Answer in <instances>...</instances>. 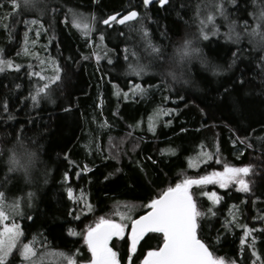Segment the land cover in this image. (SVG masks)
Instances as JSON below:
<instances>
[{"label":"trees","instance_id":"1","mask_svg":"<svg viewBox=\"0 0 264 264\" xmlns=\"http://www.w3.org/2000/svg\"><path fill=\"white\" fill-rule=\"evenodd\" d=\"M208 1L222 3L223 14ZM17 2L14 11L8 0H0V55L21 66L0 72V193L6 199L33 194L32 207L10 218L23 232L18 245L35 238L40 264H67L56 251L83 264L91 259L83 233L99 217L128 222L120 214L134 219L144 214L153 197L183 178L219 172L225 165H250L243 175L248 192L236 184L221 188L214 183L190 191L204 213L199 236L215 256L264 264V46L250 34L258 25L264 31V21L257 19L264 0H169L147 7L143 0H36L35 7ZM133 9L139 13L135 21L102 23L112 13ZM209 13L214 21L205 25L208 38L203 39L200 20ZM73 14L95 17L87 36L73 27ZM33 19L39 23L25 24ZM141 25L160 48L159 57L145 49ZM90 37L99 42L94 50L87 47ZM186 39L198 51L181 59L177 49ZM26 44L31 45L27 55ZM133 53L149 72L123 78ZM48 64L53 68L44 69ZM56 65L61 78L50 85L51 98L34 105L30 94L47 81L29 72L51 77ZM136 83L146 95L129 92ZM99 88L114 127L100 134L99 150L89 154L84 143ZM158 108L165 114L150 130L149 116ZM21 141L34 154L32 163L41 166V176L31 169L30 176L9 171V157L13 150L22 151ZM190 159L197 167L189 166ZM204 192H215L219 201L213 203ZM244 225L256 231L242 246ZM69 229L78 234L70 235ZM253 236L254 249L248 247ZM162 242V234L146 233L131 264H141ZM109 245L121 264L129 263L126 235ZM5 264H22L19 246Z\"/></svg>","mask_w":264,"mask_h":264},{"label":"snow or ice","instance_id":"2","mask_svg":"<svg viewBox=\"0 0 264 264\" xmlns=\"http://www.w3.org/2000/svg\"><path fill=\"white\" fill-rule=\"evenodd\" d=\"M11 4L13 10L15 11L20 5L17 0H8ZM153 0H143L145 7L150 5ZM169 2V0H159V5L164 6ZM235 2V0H232ZM255 3L256 0H253ZM23 4L26 7H35L34 0H23ZM215 10L223 14V4L216 3L214 5ZM199 14V6L197 9ZM119 14L110 15L107 19L103 20L105 25L110 22L115 21L119 24H125L128 21H135L139 17V13L135 10L128 11L127 14L119 16ZM252 15H256L253 13ZM257 19L264 21V2L259 11ZM95 20L94 16L90 18H85L82 15L73 14L72 25L82 32L83 35L87 36L92 30V21ZM214 21V16L209 13L206 19L200 20V36L203 39H207L208 35L204 31V27L208 23ZM32 23L38 24L39 21L33 19L32 21H25V24ZM42 27V25H41ZM260 26L253 27L251 29V35L258 37V42L261 46H264V31H260ZM142 38L145 42V49L150 50L152 54L159 57L160 48L153 44L149 37L147 29L141 25ZM247 30V29H246ZM39 34V33H37ZM27 37V33H25ZM103 39V37H101ZM34 43V42H33ZM191 40H184L183 44L177 49V53L181 59L189 55L190 52L198 51V49L191 48ZM127 51V50H126ZM25 55L28 54V49L25 47L23 49ZM19 54V53H18ZM97 60L100 57L93 53ZM135 56L136 53H133ZM88 59V57H83ZM127 60V57H125ZM111 62V61H110ZM15 68L20 69L19 64H13L12 60H5L0 56V72L5 71V69ZM55 73L53 76H42L40 72H29V75H35L41 78V80L47 81L41 86L35 89L34 93L30 94V98L33 104L39 102V100L49 95L50 85L54 84L56 81L60 80V68L59 65L55 66ZM128 71L137 76H142L146 71V66L136 63L135 65L129 63ZM173 79L176 78L175 73H169ZM19 87V86H18ZM133 95L140 94L141 96L146 95L147 90L142 87L141 84L136 83L130 89ZM129 93L125 92V99L128 98ZM167 99V98H165ZM5 111H7V104L5 103ZM163 109H156L154 113L149 116V129L153 130L155 122L164 115ZM9 119H12L9 116ZM20 141V137H17ZM20 147L22 151L17 152L12 151V155L9 157V171H23L25 176L28 174L29 167L34 158V154L23 149V143L21 141ZM211 159V156H209ZM190 167L196 165L189 164ZM251 166L246 165L243 167H231L229 165L224 166L223 172L213 171L206 175H201L198 178L188 177L177 182L174 186H169L160 192L157 196L153 197L147 205H145L147 211L138 218H132L124 214L121 215V220H130L131 232L128 234V240L130 241L128 252H129V264H131L132 254L136 251L137 244L140 242L141 238L145 233H159L162 234L163 243L155 249H150L147 251L141 264H236V261H227L224 257H218L209 250V246L202 240L199 236L200 224L199 218L204 215L199 211L197 203L193 197L190 189L195 185H206L209 183H218L221 188H225L229 183L235 182L240 191L248 192L250 190L249 184L243 175L249 173ZM84 171H88L87 165H85ZM67 174H65V179H67ZM68 195L72 197V189L69 188ZM31 195V194H29ZM201 195L207 196L213 203L219 201V197L215 192L208 193L204 192ZM88 210H91V205H86ZM209 213L212 209H207ZM21 201L19 199L14 200L12 203H7L4 193H0V264H5V261L9 255L13 253V250L19 246L20 255L22 258V264H40L39 260L36 258V248H35V238L33 241L25 244H19L20 238L23 236V232L20 229L19 224L15 223L13 219L12 223H6L9 217H15L21 215ZM31 219V217H28ZM235 220V216L233 217ZM230 222L225 223V228H228ZM244 231V236L241 237V245H245V237L252 235L255 229H249L247 225L242 226ZM125 232V224L122 222H116L113 219H105L103 216L99 217L95 222L94 226H88L86 231L83 233L84 243L87 245L88 251L91 253V259L83 262V264H120L117 259V252L109 247V241L113 237H121ZM70 235H77L74 230L69 229ZM255 236L252 237V243L248 245L249 248L254 249ZM54 254L58 257H62L67 264H76V260L73 256H69L63 252L56 251ZM43 255V254H42ZM253 256L257 253L255 250L252 252Z\"/></svg>","mask_w":264,"mask_h":264},{"label":"rangeland","instance_id":"3","mask_svg":"<svg viewBox=\"0 0 264 264\" xmlns=\"http://www.w3.org/2000/svg\"><path fill=\"white\" fill-rule=\"evenodd\" d=\"M34 2H36V0H34ZM207 5H210V6H213L214 3H210L208 1ZM210 8V7H209ZM83 17H85L84 15H82ZM92 23V22H91ZM112 23H109L108 25H104L105 27H110ZM31 25L35 26L36 24H32ZM94 27V26H93ZM92 27V28H93ZM210 29V32L208 34H212L213 33V30H212V24L209 26ZM33 29L35 30V34L38 33V28L37 27H33ZM91 32V31H90ZM89 32V33H90ZM137 37H140V35ZM99 42H96L95 40L91 39V37L88 39L87 41V47H89L91 50H94L97 46ZM29 44V43H28ZM26 44V47L27 49L31 48V45H28ZM101 46V45H100ZM23 51V50H22ZM99 51V49L97 48V52ZM195 52L193 53H190L189 55L192 56ZM38 54V53H37ZM98 56H100L99 53H96ZM39 55V54H38ZM1 56V55H0ZM39 58V57H38ZM95 59L96 56H95ZM133 60H131L130 62L127 63V65L124 67V72L122 75L123 78H125L128 74H129V71H128V65L129 63H132V64H136L139 62V57L138 56H134L132 57ZM136 62V63H135ZM44 69H47V68H53V66H51V64H48V65H44L43 66ZM14 68V67H13ZM11 68V69H13ZM7 69V68H6ZM5 69V70H6ZM7 70H10V69H7ZM149 72V71H148ZM147 70L145 71V73L143 75H145L146 73H148ZM41 75L43 76V74L41 73ZM38 79L41 80L40 77H38ZM185 84H189L191 85L192 83H185ZM51 98V91H49V95L48 96H45V99H50ZM107 100L106 98H104V95H103V91L99 88V91L97 93V97L95 99V110H94V113L91 117V123H90V127H89V130L87 131V137H86V141L84 143V148L85 150L89 153V154H93L94 152H97L99 150V138H100V134L105 131V130H108L109 128H112L114 127L113 126V123L112 121L106 116L105 114V110L107 109ZM191 161V159H190ZM197 162L194 161V159L191 161V164L193 165H196L194 167H197ZM35 170L38 172V176H41V166H37L36 164L34 163H31L30 167H29V170H28V175L30 176L31 174H33L35 171H31V170ZM224 170V166L220 169L219 172H223ZM23 172V171H21ZM36 174H34V177H35ZM37 177V175H36ZM35 177V178H36ZM185 179V178H183ZM214 184H218V183H214ZM232 184H236L235 182H232V183H229L228 186L232 185ZM219 185V184H218ZM237 187H239L237 184H236ZM31 195L27 194L26 196H18V197H14V198H10V199H6V202L7 203H12L14 200L16 199H19L21 201V212H24L26 209H29L32 207V204H33V200H34V197H33V194L30 193ZM10 218H12L11 216L9 217V220L6 221V223H12L10 221ZM119 223V222H118ZM125 224V232H124V235H122L121 237H113V238H122L124 237L125 235L128 237V234L130 233V221L128 222H122ZM111 241V240H110ZM129 244H130V241H129ZM110 247V245H109ZM118 259V257H117ZM119 260V259H118ZM121 264V263H120ZM126 264H129L128 262H126Z\"/></svg>","mask_w":264,"mask_h":264},{"label":"water","instance_id":"4","mask_svg":"<svg viewBox=\"0 0 264 264\" xmlns=\"http://www.w3.org/2000/svg\"><path fill=\"white\" fill-rule=\"evenodd\" d=\"M153 3H158L159 4V0H153V2L151 3V4H153ZM133 10H135V9H133ZM130 11H132V10H130ZM135 11H137V10H135ZM115 14H119L118 15V18H119V16H122V15H125V14H127V12H125V13H122V12H115V13H112V14H110V15H115ZM110 15H108V16H110ZM107 16V17H108ZM107 17L105 18V19H107ZM104 19V20H105ZM112 22H115V21H112ZM112 22H110V23H112ZM128 22H131V21H128ZM128 22H126V23H128ZM103 23V22H102ZM117 23V22H116ZM125 23V24H126ZM103 25H105L104 23H103ZM117 25H123V24H119V23H117ZM143 215V214H142ZM141 216V215H140ZM139 217V216H138ZM138 217H136V218H138ZM130 232H131V226H130ZM146 234V233H145ZM144 234V235H145ZM110 242V241H109ZM163 243V242H162Z\"/></svg>","mask_w":264,"mask_h":264}]
</instances>
